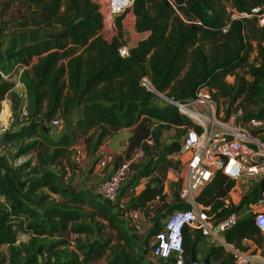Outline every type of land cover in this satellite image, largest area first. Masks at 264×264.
Listing matches in <instances>:
<instances>
[{
  "label": "trees",
  "instance_id": "1",
  "mask_svg": "<svg viewBox=\"0 0 264 264\" xmlns=\"http://www.w3.org/2000/svg\"><path fill=\"white\" fill-rule=\"evenodd\" d=\"M16 4L22 8L19 17L5 19L0 12V111L8 96L18 97L10 79L19 74L27 124L4 141L16 144L15 159L30 152L35 157L20 165L31 166L24 177L0 157V264H145L134 234L113 207L73 192L60 171L73 166L75 146L83 144L86 156H94L106 140L129 128L126 147L112 155L110 165L128 162L134 173L119 195L128 193V208L148 219L146 238L158 233L174 209L188 206L165 202L164 176L179 164L172 155L180 149V137L188 128H202L176 107L159 105L142 79L181 103L207 88L212 99L228 102L226 119L241 112V124L263 117L264 26L258 21L264 0H133L127 10L135 32L146 38L126 56L118 52L127 46L121 24L126 11L115 19L117 36L107 41L97 0H5L4 5L12 10ZM226 4L245 16L232 20ZM52 119L66 123L57 140L44 126ZM171 128L178 131L176 138L161 144L163 131ZM137 152L143 162L134 160ZM101 156H94V164ZM235 184L215 171L196 201L217 218L238 215L257 201L262 183L251 197L223 207ZM19 233L28 239L17 242ZM201 237L183 229L186 264L192 243L196 249ZM224 237L238 247L244 239L264 240L252 215L239 217ZM208 254L217 264H233L220 246H211Z\"/></svg>",
  "mask_w": 264,
  "mask_h": 264
},
{
  "label": "built area",
  "instance_id": "2",
  "mask_svg": "<svg viewBox=\"0 0 264 264\" xmlns=\"http://www.w3.org/2000/svg\"><path fill=\"white\" fill-rule=\"evenodd\" d=\"M132 3L133 0H105V9L100 7L103 16V30L112 25L115 15L131 8ZM228 12H230L232 20L245 16L237 13L234 9H229ZM258 23L260 26H264V11L260 15ZM227 27L225 26L223 31H226ZM118 52L120 56H126L128 47L123 46ZM141 85L153 94L159 105L174 106L180 113L201 124L206 123L201 127L200 132L194 128H188L181 138L180 149L177 151V154L182 158V163H180L178 177L174 179L176 183L174 202L178 200L188 206L174 209L165 219L163 228L149 238L146 262H143L152 264L156 259L158 264H186L183 229L189 227L198 231L213 245L222 247L233 257V264H257L258 260L254 255L227 242L224 237L225 232L236 224L238 215L233 213L224 218H217L213 212H210L209 206H204L196 201V196L215 171H221L234 180L260 177L262 183L260 195L251 206L259 207L252 218L264 238V139L259 137L261 133H264V116L251 118L243 126H235L230 122H223L221 112L216 115L215 104L207 88L198 89L193 98L181 103L156 91L146 77L142 79ZM160 101L164 104H161ZM240 116L241 112L236 114V117ZM26 118L27 112L23 106L16 115H10L6 120L0 119L1 158L5 157L8 146L4 141V136L25 126ZM44 126L50 131L52 128L59 127L60 121L52 119L49 122H44ZM73 151L72 160L74 163L86 159L85 151L80 146H75ZM137 154L143 156L141 152H137ZM20 160L21 158H17L15 162H20ZM111 160L112 154H106L100 157L98 163L101 167H105L111 163ZM129 172L128 162L117 167L111 166L109 174L95 184L88 194L99 201L109 203L118 213L124 226L134 234L145 224L142 220L144 214L139 209L128 208L129 199L125 201L119 197L122 186L127 182ZM68 179H70V174L66 168L62 180L66 182ZM141 187L142 183L133 189L138 192ZM229 204L230 202L226 199L223 207H228Z\"/></svg>",
  "mask_w": 264,
  "mask_h": 264
},
{
  "label": "rangeland",
  "instance_id": "3",
  "mask_svg": "<svg viewBox=\"0 0 264 264\" xmlns=\"http://www.w3.org/2000/svg\"><path fill=\"white\" fill-rule=\"evenodd\" d=\"M4 4H5V0H0V12H4V15H2V16H4L5 19H13V18L19 17V14H20V11L22 10V8L18 4H16V6L12 8V10H6V6ZM98 4L101 8L105 9V0H101L100 2H98ZM226 7H227V10H229L231 8L230 4H226ZM123 13L115 15L113 17L112 25L110 27H107V28L105 27V29L101 32V35L105 40L110 41L113 37L117 36L118 33H117V29L115 27V19L118 16L122 15ZM124 15L122 16V19H124V30L127 32V34H129V35L131 34L130 35L131 44L135 45V43L139 40V37L135 34L136 32L134 29V17L132 15V13L129 12V10H126ZM246 17H248V16H246ZM18 76H19V74H15L10 79V81L12 82V85H13V91L17 94L18 97L11 98V96H8L7 99H5L2 102L1 111H0V119L1 120H6V118L10 115L11 116L16 115L17 112L20 110V107L23 106V104H24V101H23L24 100V88L19 83ZM227 82H232V78L228 77ZM213 102L215 104L216 115H218V113L221 112L222 113L221 114V118H222L221 120L223 122H230L235 126L245 125V124L239 123L237 121L238 117H236V114H233V113H231V116L229 119H226L225 109H226V105L228 103L227 101H224V100L216 101L213 99ZM160 103L164 104V103H162V101H160ZM190 119L192 120V122L195 125H198L201 127L206 125V123L201 124L192 118H190ZM59 121H60V126L51 129L52 131L56 132V134H58V135L66 129V123H64L61 120H59ZM177 133H178V131L175 128L164 130L163 134L161 136V144H167V143L171 142L174 138H176ZM253 134H256V133H253ZM121 137L122 136L120 135L115 141L119 140V138H121ZM259 137L264 139V133H261L259 135ZM180 138H182V137H180ZM105 142L107 143V140ZM7 150H8V160H10V164L13 165L14 168L18 170V173L21 177H24V175L26 173L30 172L31 166H23L22 168H19V167L27 158H34L35 157L34 153L30 152L25 157H22L20 162H15V160H16L15 159L16 144L9 142L8 146H7ZM172 156L174 159H177L179 161V164L176 168L168 169L165 176H164L165 202L167 204H172L174 202L175 197H176L175 196L176 183L174 182V179L176 177H178L180 163H182V158L178 154L172 155ZM134 160L136 162L140 163V162L144 161V157L143 156L135 157ZM133 173H134L133 171L129 172V174L127 176V182H128V178L130 179L132 177ZM145 180L146 179H144V181ZM235 181H236V183H238V186H240V191L237 194V196H235V204L234 205H238L245 198L246 194H249V196L251 197V193H253L252 192L253 189L258 187V185L261 184L260 177H255V178H250V179L240 178V179H237ZM53 197L58 199V196H56V195H53ZM119 197H120V199H123L126 201V199H129V194L123 193L121 196L119 195ZM156 204H157V202H153V206ZM258 209H259V207H257V206L244 205V207L238 213V217H244L246 215H253L256 211H258ZM142 220H143V222H145V224L141 226L142 228L140 230H136L134 232V234L139 236L140 246H141L142 250L144 251V255L142 257L143 258L142 260L145 261L146 260L145 256H146L147 251H148V242H149V239L146 238L149 222H148V219L145 217V215L143 216ZM143 227H145V228H143ZM28 237H29L28 234L19 233L18 237H17V239H18L17 242H20L23 240L26 241L28 239ZM83 237H84V235H83ZM241 244H242V247H239V248H241V249L251 253L252 255H254L256 257V259L258 260L257 264H264V240H262L260 243H257L254 239H244L241 242ZM211 246H214V245L212 243H209L208 241H206L204 239V237H201L199 242H198V245L196 247L197 258L201 259L202 257H204L208 253V249ZM1 248L3 250L6 249L5 246H2ZM154 262H155V264H158V261L156 259H154ZM154 262H152V264ZM101 263L104 264L103 261ZM212 263L215 264L214 261H212Z\"/></svg>",
  "mask_w": 264,
  "mask_h": 264
},
{
  "label": "crops",
  "instance_id": "4",
  "mask_svg": "<svg viewBox=\"0 0 264 264\" xmlns=\"http://www.w3.org/2000/svg\"><path fill=\"white\" fill-rule=\"evenodd\" d=\"M100 1L101 0H97V3ZM121 24H122L123 29H124V19L121 20ZM135 34L139 37L138 41L146 38V34H138V33H135ZM130 35L128 34L124 38V39H127V47L128 48L135 46L138 42L137 41L135 43V45H132ZM130 133L131 132H130L129 128H123V129L119 130L116 134H114L111 138H109V140H107V143L105 142L98 149V151L96 152V154L94 156L102 155L101 157H103L106 154H112L113 155V154L120 153L126 147L127 139L129 137ZM55 134H56V132H54L52 130L49 131V135L53 140H57L59 135H60V134L59 135L58 134L55 135ZM118 135L119 136L121 135L122 137L119 138V140L115 141L119 137ZM7 145H8V143H7ZM80 147L83 148V145ZM176 154H177V152L174 153L173 155H176ZM94 156H88V157H86L85 160H82V162L74 163L71 168H68V171L70 174V179H68V181L63 182V183L66 184L73 192H82V193L88 194L90 192L91 188L95 184L102 181L109 174V172L111 170V165L107 164L105 167H101L98 162L94 164V162H93ZM135 156L138 157L139 155L136 153ZM3 158L10 163V160H8V150L6 151L5 157H3ZM56 169H59V167H56ZM60 172H62L64 174L65 170H63V171L61 170ZM239 191H240V186H238V183H236V185L230 191L227 201L235 204V196H237ZM149 225H150V223L148 224V227H149ZM134 236L136 239V252H137L139 258L142 260L143 259L142 257L144 255V251L142 250V248L140 246L139 236H137L136 234H134ZM204 239L206 241H208L206 238H204ZM23 241H25V240H23ZM210 258H211V256H210ZM212 261H214V260L211 259V262ZM214 263L217 264L218 262L214 261Z\"/></svg>",
  "mask_w": 264,
  "mask_h": 264
},
{
  "label": "water",
  "instance_id": "5",
  "mask_svg": "<svg viewBox=\"0 0 264 264\" xmlns=\"http://www.w3.org/2000/svg\"><path fill=\"white\" fill-rule=\"evenodd\" d=\"M195 245V242H193L190 251V264H213L211 262L210 254H207L203 259L197 258Z\"/></svg>",
  "mask_w": 264,
  "mask_h": 264
},
{
  "label": "flooded vegetation",
  "instance_id": "6",
  "mask_svg": "<svg viewBox=\"0 0 264 264\" xmlns=\"http://www.w3.org/2000/svg\"><path fill=\"white\" fill-rule=\"evenodd\" d=\"M206 255H207V254H206ZM206 255H205V256H206ZM205 256H204V257H205ZM204 257H202V258H204ZM202 258H201V259H202Z\"/></svg>",
  "mask_w": 264,
  "mask_h": 264
}]
</instances>
